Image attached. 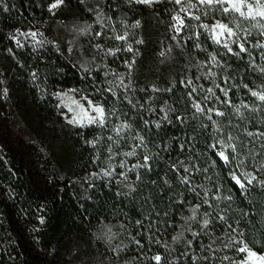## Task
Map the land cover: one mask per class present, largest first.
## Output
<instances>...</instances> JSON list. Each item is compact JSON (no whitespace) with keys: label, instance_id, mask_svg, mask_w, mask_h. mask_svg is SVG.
Returning <instances> with one entry per match:
<instances>
[{"label":"trees","instance_id":"1","mask_svg":"<svg viewBox=\"0 0 264 264\" xmlns=\"http://www.w3.org/2000/svg\"><path fill=\"white\" fill-rule=\"evenodd\" d=\"M52 1H42L43 17ZM118 7L131 13L122 1ZM136 8L134 20L153 14ZM39 9L33 0L0 7V85L12 86L17 109L36 105L54 116V151L44 156L54 182L37 175L26 142L0 122V264L12 257L10 229L20 221H32L47 247L115 222L133 233L125 241L134 263L230 264L225 259H237L238 246L264 254V101L252 96L264 88V40L236 55L202 41L205 53L196 58L214 66L206 76L214 80L210 96L221 99L210 112L197 111L193 82L182 74L140 107L109 92L100 73L82 75L61 57L35 58L31 67L13 31ZM45 88L80 91L105 110L107 123L67 128ZM242 100L245 115L225 111ZM218 129L229 142L225 159ZM16 236L35 264L27 238Z\"/></svg>","mask_w":264,"mask_h":264},{"label":"rangeland","instance_id":"2","mask_svg":"<svg viewBox=\"0 0 264 264\" xmlns=\"http://www.w3.org/2000/svg\"><path fill=\"white\" fill-rule=\"evenodd\" d=\"M16 1L0 0V7ZM33 1L40 14L32 15V20L13 31L15 47L32 57L31 67L35 58L61 57L82 75L100 73L109 92L140 107L154 94L167 91L174 84L175 75L182 74L193 82L191 96L197 111L210 112L221 99L210 96L214 80L206 76L214 66L196 58L205 53L202 41L206 38L222 52L236 55L264 40V0H54L47 6L46 17L41 15L45 0ZM120 1L131 13L119 9ZM54 4L57 6L52 7ZM137 6L152 11V16L134 20ZM161 9L166 15L163 21L157 17ZM13 90L8 81L0 85V122L8 123L14 137L26 142L29 161L35 163L37 175L42 174L53 183L54 170L46 165L44 156L54 151V116L43 113L42 107L36 105L17 109ZM44 91L52 100V109L55 100V110L62 114L67 128H102L107 123L105 110L80 91ZM252 96L258 104L263 102L264 88L252 92ZM39 97L43 100L42 95ZM247 109L242 100L238 107L226 105L225 111L239 118ZM150 115L155 120L159 117L157 111ZM216 138L220 156L225 159L229 142L223 129L217 130ZM10 230L14 244L6 264H29L26 249L15 244L16 234L27 238L35 264H142L130 261L126 255L125 240H133V233L115 222L103 223L95 231L56 247L40 244V231L32 221L16 222ZM237 252V259L230 256L225 262L264 264V254L245 246H238Z\"/></svg>","mask_w":264,"mask_h":264},{"label":"snow or ice","instance_id":"3","mask_svg":"<svg viewBox=\"0 0 264 264\" xmlns=\"http://www.w3.org/2000/svg\"><path fill=\"white\" fill-rule=\"evenodd\" d=\"M140 2L142 3H150L151 0H140ZM57 5H52V7H56ZM262 99H264V97H261ZM97 111H100V109H97ZM222 155V154H221ZM239 183V181H237ZM250 255H255L254 253H250ZM261 259H264V257H261Z\"/></svg>","mask_w":264,"mask_h":264}]
</instances>
